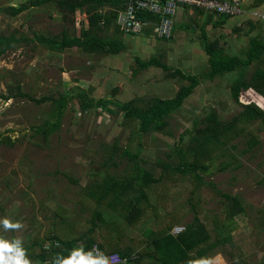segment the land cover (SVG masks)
Listing matches in <instances>:
<instances>
[{
	"label": "rangeland",
	"instance_id": "1",
	"mask_svg": "<svg viewBox=\"0 0 264 264\" xmlns=\"http://www.w3.org/2000/svg\"><path fill=\"white\" fill-rule=\"evenodd\" d=\"M29 1L0 0V35L15 37L8 47H0V95L5 96L0 97V218L9 216L25 224L18 232L4 233L0 227V234L21 236L25 243L54 222L91 225L96 209L107 219L117 218L129 236L138 238H144L146 228L161 227L172 219L178 220L177 225L187 226L194 219V211L188 201L191 178L181 167L184 154L197 144L205 117L213 109L219 120L230 122L248 101L264 108V94L250 89L249 95L242 94V103L230 92L235 79L244 76L251 81L258 68L264 69V62L259 59L246 68L202 79L182 106L163 118L161 130L143 133L138 129L140 120L127 116L121 103L136 98L134 108L144 110L154 98L174 96L189 81L171 79L161 68L144 70L140 60L172 61L184 68L187 64L185 70H195L196 74L208 70L192 15L184 14L186 38L192 43H183L193 51L191 59L184 55L171 58L173 35L160 37L151 26L141 34H129L121 30L116 18L109 26L101 21L102 29L96 33L100 37L115 36L127 48L119 53L86 52L77 46L60 49L53 43L84 38V30L89 27L85 10L65 18L56 2L49 1L18 15L8 11L9 6ZM112 9L106 5L100 12L106 14ZM203 13L201 16L220 24L231 18ZM259 22L252 26L247 17L224 29L212 27L210 39L217 38L227 52L247 59L256 27L260 32L255 38L264 41V28ZM90 101L93 104L87 106ZM59 102L65 103L61 110ZM49 125L54 128L46 133ZM246 126L240 136L213 153L206 162L208 171L201 173L204 182L237 196L244 207L242 213L224 222L222 231L230 232L232 243L227 241L207 252H221L224 264H264V127L259 129V119ZM135 161L159 181L149 190L152 205L145 198L138 203L146 209L140 222L127 226L125 216L131 208V196H123L113 206L107 203L114 197L112 193L100 204L96 199L105 196L114 182L130 178ZM159 188L165 189L166 205L156 202ZM198 193L202 217L215 239L212 226L216 223L206 216L224 221L226 198L206 185ZM234 246H238L241 259L233 260L229 255Z\"/></svg>",
	"mask_w": 264,
	"mask_h": 264
},
{
	"label": "trees",
	"instance_id": "2",
	"mask_svg": "<svg viewBox=\"0 0 264 264\" xmlns=\"http://www.w3.org/2000/svg\"><path fill=\"white\" fill-rule=\"evenodd\" d=\"M49 1L56 2L57 6L64 12L65 18L74 17L76 11L82 9L88 15L89 27L84 30V38H65L63 42L55 40L53 43L60 49L77 46L86 52L103 50L108 53H119L127 48V44L115 36L111 38L100 37L96 33L102 29L101 21H104V26H109L112 19L116 18L117 10L124 7L123 0H30L19 6H9L8 11L12 15H18L32 6ZM106 5L111 6L113 9L109 13L102 14L100 8ZM142 17L153 21L160 18L159 15L146 12L142 13ZM72 21H74V18ZM14 41L15 37L12 35L9 38L8 36L0 35V47L2 45L8 47ZM5 47L3 48L4 50L6 49ZM204 50L208 55L209 68L206 72L200 74H186L181 69L174 68L167 63L158 62L154 58L148 61L140 60V67L143 69L158 66L167 72V77H180L189 81V84H184L179 88L174 97L154 98L150 107L144 110L134 108L136 98L121 103V107L126 111L127 116L140 120L138 129L141 132L148 133L152 129L161 130L163 118L180 108L184 100L201 83L202 79H214L239 68H246L259 59L264 62V41L257 38L252 39L251 46L246 52L247 59L227 54L217 39L212 41L207 40L204 44ZM254 79L255 82L253 81ZM250 89L264 94V69L258 68L251 81L247 80L244 76H239L230 85L231 96L235 101H241L243 93L249 95L248 91ZM0 97L5 96L0 95ZM91 104H93L91 101L86 103L87 106ZM64 105V102H59L58 110H61ZM255 119L260 120L262 126H259V129H262L264 127V108L255 101L244 103V110L230 122L219 120L215 109L205 117L206 125L201 130L202 135L198 139L197 144L190 149L191 151L185 152L184 162L181 166L182 170L191 178L192 186L188 201L194 211V219L186 226L184 232L182 231L179 235L173 236L170 230L176 225L178 220H170L168 224L157 228L158 234L156 235L159 236L153 239L154 248L149 250L147 239L129 236L126 233L127 228L125 227L124 229L117 218L107 219L99 212L100 210L96 209L91 225L81 224L79 221L68 222L64 220L61 223L56 224L54 222L47 225L44 229L38 230L24 243L32 264H36V262L53 264V258L57 254H62L61 258L69 256L78 242L83 243L85 252L92 251L93 246L97 244L105 253H118L123 258L132 261L133 264H148L144 260L145 257L151 258L155 264H203L200 259L203 254L214 249L219 244L227 241H231L232 243L230 232L224 234L222 228L225 226L224 222L226 219H234L244 211V207L237 196L224 193L220 189H217L214 184L204 182L201 173L208 171L209 165L206 162L211 158L213 153L223 143L230 142L240 136L246 129L247 123ZM53 128L54 125H49L46 128V133L52 131ZM142 179H145V182L140 184ZM158 181L159 178L153 177L149 172L142 170L135 161L134 172L130 178L111 184L107 188L105 196H102L100 200L96 199V201L98 204L102 201L105 202V199H108L112 193L114 197L108 199L107 203L113 206L120 200H123V196H131V208L125 216L127 221L125 222L127 226H136L146 211L138 203L142 198H145L147 203L150 206L152 205L149 190ZM203 185L209 186L216 195H222L226 198L224 221L220 218L212 219L206 216L207 220L215 221L216 223L212 226L216 234L215 239H212L210 226L202 217L203 207L199 202L200 196L198 190ZM157 193H159V199L156 201L158 205H166L165 189L159 188ZM133 195H135L134 199H132ZM84 197L85 200L83 199V202L87 200L86 196ZM97 221L101 222V228H99L101 224L97 223ZM148 237L151 238V235ZM57 244H59V247H57ZM236 249H239L238 246L236 248L234 246L229 251V255L233 260L240 258ZM135 254L137 256H134Z\"/></svg>",
	"mask_w": 264,
	"mask_h": 264
},
{
	"label": "built area",
	"instance_id": "3",
	"mask_svg": "<svg viewBox=\"0 0 264 264\" xmlns=\"http://www.w3.org/2000/svg\"><path fill=\"white\" fill-rule=\"evenodd\" d=\"M124 7L117 10L116 22L129 34H141L148 26H151L160 37H170L172 33L174 17L180 8L201 10L214 16L234 17L244 13L243 0H123ZM159 15L158 20H148L142 17V13ZM252 90V89H251ZM255 92V91H254ZM186 229L185 225H177L173 228L175 234ZM98 248L93 254L104 252ZM105 253V252H104ZM110 264H121L127 259L118 253H105Z\"/></svg>",
	"mask_w": 264,
	"mask_h": 264
},
{
	"label": "crops",
	"instance_id": "4",
	"mask_svg": "<svg viewBox=\"0 0 264 264\" xmlns=\"http://www.w3.org/2000/svg\"><path fill=\"white\" fill-rule=\"evenodd\" d=\"M243 8H244V13L242 15H239L240 17H237V18H235V16L231 17L229 19V21H227V23H225V22L222 23L221 22V24L219 22H216V21L211 22L210 20L206 19L204 16H201L204 11L193 10V9H189V8H180L178 10L177 15H176L175 20H174L175 23H174V26L172 28L173 34L171 33V35H173V38H172V41H171V43H172L171 58L172 57H177V56L180 57V56H183V55L186 58H189V59L194 57L193 51L189 47H184L183 46V43L187 44V42H191L190 38H186L185 29H186L187 25H185V19L186 18H184V14L187 15V16L188 15H192L193 26L195 28L199 29V33H200V35H199V43L201 44V53H203V55H204V57L206 58L207 61H208V55H207V53L204 50V44H205V42L207 40L212 41V40L217 39V38L210 39V34L209 33H210L212 27H217V28H220V29H224V27L226 25L233 24L235 22L240 24L242 21H244V19H246L248 17L250 23H253L252 26H255V25L258 26L257 22L260 21L259 23L262 24L263 28H264V0H243ZM203 14H206V12H204ZM222 25H223V27H222ZM191 26L192 25H190V27ZM258 32H260V29H258V27H256V29L253 30V33H251V35H252L251 38L259 37L258 34H257ZM183 33H185V36H184ZM225 52L227 54H229V55H237V56L243 58L240 54L229 53L226 50H225ZM170 62L167 61L166 63L168 65L174 67V68L181 69L186 74H196V73H194L195 70H193V71L192 70L191 71L185 70V69H187L189 67V65H187V64L183 65V66L187 67V68H184V67H181L180 65H178V63H174L172 61H170ZM153 67L161 68V67H158V66H152V67H149V68H153ZM195 67H197V66L195 65ZM149 68H144V70H147ZM208 68H209V65H208ZM201 73H203V72H201ZM172 78H176V77H171V79ZM177 91H176V93H177ZM176 93H175V95H176ZM174 96L167 97V98H172ZM177 224L174 225V227L177 226ZM173 228L170 230V233L173 236L179 235L180 233L179 234H175L173 232ZM156 234H158L156 227H150V228H146L144 230V238L143 239H147L148 240L147 247H148L149 250L154 248L153 239L155 237L159 236V235H156ZM149 235H151V238L148 237ZM134 256H137V254H135ZM200 259L202 260L203 264H224L225 263V259L222 256L221 252H216L214 254H210V253L206 252L205 254H203V256L200 257ZM144 260L148 264H155L153 262V260L151 258H149V257H145ZM121 264H133V262L127 260L126 262H123Z\"/></svg>",
	"mask_w": 264,
	"mask_h": 264
},
{
	"label": "clouds",
	"instance_id": "5",
	"mask_svg": "<svg viewBox=\"0 0 264 264\" xmlns=\"http://www.w3.org/2000/svg\"><path fill=\"white\" fill-rule=\"evenodd\" d=\"M0 227L4 233L18 232L25 228V224L22 220L4 216L0 218ZM97 250L98 248L94 247L92 251L85 252L81 243L79 247L73 248L67 257L61 258L62 254H57L53 258V264H110L109 257L104 252L93 254ZM27 251L23 237L0 234V264H32Z\"/></svg>",
	"mask_w": 264,
	"mask_h": 264
}]
</instances>
